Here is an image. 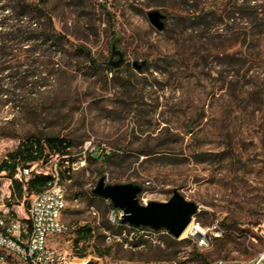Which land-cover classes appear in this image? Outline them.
<instances>
[{
  "label": "rangeland",
  "instance_id": "374dc122",
  "mask_svg": "<svg viewBox=\"0 0 264 264\" xmlns=\"http://www.w3.org/2000/svg\"><path fill=\"white\" fill-rule=\"evenodd\" d=\"M154 11L165 16L161 32ZM46 12L66 53L0 44V66L12 68L0 72V164L27 141L70 145L68 162L48 156L35 168H56L66 190L69 232L54 244L91 229L74 250L84 264H214L262 252L264 0H48ZM3 38L17 36L0 29ZM113 44L124 62L110 73ZM88 142L106 149L73 172ZM102 178L139 186L143 206L177 191L198 206L196 223L225 234L208 249L166 233L131 245L134 231L110 222L111 202L93 194ZM12 193L1 174L0 218L23 220L36 194Z\"/></svg>",
  "mask_w": 264,
  "mask_h": 264
},
{
  "label": "built area",
  "instance_id": "2783aa9c",
  "mask_svg": "<svg viewBox=\"0 0 264 264\" xmlns=\"http://www.w3.org/2000/svg\"><path fill=\"white\" fill-rule=\"evenodd\" d=\"M104 149H106L104 144L86 143L80 161L72 165L73 172L85 166L88 154H98ZM38 166L39 163L31 167L16 166L14 180L23 185L24 190L35 176H50L51 180L44 190L32 198L25 218L27 222L18 218H0V264H84L74 252L73 242L68 241L66 248L54 244L59 237L69 232V227L62 219L67 208L66 190L56 168L48 174L36 170ZM68 175L70 176V172ZM93 215L97 216V213L94 212ZM121 217L120 211L115 208L110 210L109 220L113 224L120 225ZM129 228L134 231L133 235L137 234L144 238L160 233L169 234L164 230L155 231L132 226ZM189 228L187 238L201 249L212 247L225 234V231L218 227H203L194 219ZM255 231L264 241V224L258 226ZM214 264H264V250L248 261L221 259Z\"/></svg>",
  "mask_w": 264,
  "mask_h": 264
},
{
  "label": "trees",
  "instance_id": "16d2710c",
  "mask_svg": "<svg viewBox=\"0 0 264 264\" xmlns=\"http://www.w3.org/2000/svg\"><path fill=\"white\" fill-rule=\"evenodd\" d=\"M47 1L48 0H40L39 4H33L29 3L27 0H0V29H9L11 35L17 36L16 40L3 38L0 40V44L14 41L20 43H29L33 41L42 42L50 48L55 49V51L66 53L68 40L54 29L52 20L46 12ZM5 13H11L12 16H6ZM5 21H11L12 25L5 24ZM6 50H8V48L0 47V51ZM76 51L83 56H87L83 50L77 49ZM3 57V55L0 56V58ZM89 59L91 58L89 57ZM91 62H93V60H91ZM5 69L10 70L12 68L0 66V72ZM107 71L112 73L113 69L109 67ZM0 95L4 96L3 92H0ZM69 149L70 145H67L64 140L48 139L45 141L38 139L31 142L27 141L22 144L21 148L9 154L8 158L1 162L0 175L4 173L6 177L10 179L13 193L19 196L20 199L25 193L38 194L48 185L51 177L45 175L35 176L26 185V190H24V186L14 180L16 166L22 165L31 167L35 163H42L48 156H57L60 160L68 162L71 157ZM52 151L55 153L54 155ZM69 177L70 176H67L68 179ZM13 193L11 196L14 195ZM111 209H114L113 205H111ZM23 220L27 222L26 219ZM120 226L125 227L127 225L120 223ZM122 234L123 233H121V235ZM129 237L130 236L127 237L126 242L130 239L131 245L135 244L138 246L144 243L143 236L134 235L132 238ZM89 238H92V230L84 228V230L78 232V238L74 245L77 247L82 240H87Z\"/></svg>",
  "mask_w": 264,
  "mask_h": 264
},
{
  "label": "water",
  "instance_id": "95a60500",
  "mask_svg": "<svg viewBox=\"0 0 264 264\" xmlns=\"http://www.w3.org/2000/svg\"><path fill=\"white\" fill-rule=\"evenodd\" d=\"M148 17L150 23L158 31L164 30V15L154 11ZM115 58L118 60L114 61ZM123 62V54L113 44L108 66L117 69ZM141 192L142 189L134 185L108 186L103 178L93 190L95 196L110 201L113 207L122 213V224L136 228H150L155 231L165 230L174 239H181L192 224L198 206L186 201L177 191L174 192V196L169 202H150L143 206L138 201Z\"/></svg>",
  "mask_w": 264,
  "mask_h": 264
},
{
  "label": "bare ground",
  "instance_id": "6f19581e",
  "mask_svg": "<svg viewBox=\"0 0 264 264\" xmlns=\"http://www.w3.org/2000/svg\"><path fill=\"white\" fill-rule=\"evenodd\" d=\"M189 229H190V228H188V229L185 231V233L183 234L182 238H184V237L187 236V234H188V232H189Z\"/></svg>",
  "mask_w": 264,
  "mask_h": 264
}]
</instances>
